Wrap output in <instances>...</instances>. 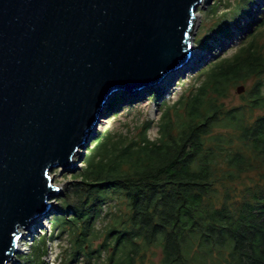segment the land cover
<instances>
[{"label": "trees", "instance_id": "trees-1", "mask_svg": "<svg viewBox=\"0 0 264 264\" xmlns=\"http://www.w3.org/2000/svg\"><path fill=\"white\" fill-rule=\"evenodd\" d=\"M253 4L238 0L233 20L223 16L212 30L231 31ZM255 23L232 55L164 108L158 137L147 120L129 139H97L55 214L54 230L69 242L62 264H98L103 253L104 264H264V111L254 116L264 110V14ZM251 78L243 104L222 101ZM48 241L34 242L27 264L43 263ZM154 248L160 263L149 261Z\"/></svg>", "mask_w": 264, "mask_h": 264}, {"label": "water", "instance_id": "water-1", "mask_svg": "<svg viewBox=\"0 0 264 264\" xmlns=\"http://www.w3.org/2000/svg\"><path fill=\"white\" fill-rule=\"evenodd\" d=\"M213 1L0 0V264L56 213L51 171L90 145L109 94L188 61L196 11Z\"/></svg>", "mask_w": 264, "mask_h": 264}, {"label": "rangeland", "instance_id": "rangeland-1", "mask_svg": "<svg viewBox=\"0 0 264 264\" xmlns=\"http://www.w3.org/2000/svg\"><path fill=\"white\" fill-rule=\"evenodd\" d=\"M254 1L255 4H253L252 11H250L252 16H244L239 19L238 23L231 24V31L227 33H217L211 27L224 17V19L227 18L226 20H233L229 10L238 0H214L212 3H202L196 11L195 50L194 58L191 63L189 62L191 64L190 68L167 73L165 77L156 83L134 89L118 88L109 94L106 100L107 109L101 116L97 132L93 135L90 145L85 149H81L80 153L73 157L72 168L67 170V168L56 167L51 171L54 184L60 187V194L51 199L56 210L61 207L62 196L73 187L72 184L80 180L78 178L79 172L86 166V158L91 153V150L95 148L99 137L105 134H112L115 138L124 137L129 139L140 131L147 120L154 121V126L149 130L150 137L152 139L158 137L156 123L164 108L168 105H173L183 94L188 93L197 86L203 69L219 58L232 55L246 37L247 26L254 24V20L257 19L258 21L264 14V0ZM214 8L216 12H213ZM224 19L221 21H224ZM200 37H206L207 39L202 46L197 40ZM253 82L254 79L251 78L246 82H239L231 86L227 96L222 98V101L227 106L243 104L245 101L243 95L249 91ZM241 84L245 86L246 90L243 93H238L237 87ZM114 101H118L116 106L109 109ZM263 111H255L254 116ZM118 204L121 211H126L124 204ZM56 213L45 218L36 219L28 230L23 231L24 237L20 240L22 249L19 251L20 253H17L11 264H27V257L32 253V245L43 236L49 238V241L48 252L43 256V263L41 264H62L64 262L65 251L69 248V242L67 235L60 237L59 234L57 235V231L54 230ZM108 221L110 220H105L104 224H107ZM97 226L101 227L102 222H98ZM53 235L56 237L53 238ZM98 242L96 241L95 244H98ZM153 251L155 255L150 253L148 256L149 261L153 260L155 263H160V249L154 248ZM106 256L107 253H103V259L98 264H104ZM82 261L83 264H86L84 260ZM146 264H150V262Z\"/></svg>", "mask_w": 264, "mask_h": 264}, {"label": "bare ground", "instance_id": "bare-ground-1", "mask_svg": "<svg viewBox=\"0 0 264 264\" xmlns=\"http://www.w3.org/2000/svg\"><path fill=\"white\" fill-rule=\"evenodd\" d=\"M194 50H195V45H194V47H193V51H192V54H191V56H190V58L188 59V61H186V62H184L183 64H182V66L180 67V68H178L176 71H180V70H182V69H187L188 67L190 68L191 67V61H192V59L194 58ZM190 62V63H189ZM172 73V72H171ZM167 75V74H166ZM163 77H165V76H163ZM107 109V107L105 108V110ZM34 223V222H33ZM32 223V224H33ZM31 224V225H32ZM31 227V226H30ZM29 227V228H30ZM21 240V239H20ZM21 241H19V243H18V250L20 251L21 249H22V244L20 243ZM8 264H11V262H9Z\"/></svg>", "mask_w": 264, "mask_h": 264}, {"label": "built area", "instance_id": "built-area-1", "mask_svg": "<svg viewBox=\"0 0 264 264\" xmlns=\"http://www.w3.org/2000/svg\"><path fill=\"white\" fill-rule=\"evenodd\" d=\"M78 264H83V261L81 260Z\"/></svg>", "mask_w": 264, "mask_h": 264}]
</instances>
